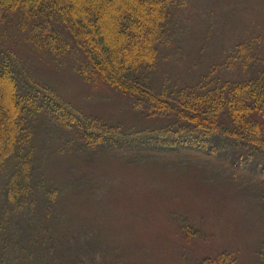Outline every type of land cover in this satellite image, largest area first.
<instances>
[{
	"label": "rangeland",
	"instance_id": "rangeland-1",
	"mask_svg": "<svg viewBox=\"0 0 264 264\" xmlns=\"http://www.w3.org/2000/svg\"><path fill=\"white\" fill-rule=\"evenodd\" d=\"M173 22L149 75L156 90L171 94L170 89L201 82L234 84L264 73V0H186ZM111 30L116 46L122 42L126 48L129 42ZM65 35L63 30L57 38ZM250 41L256 44L249 46ZM45 51L33 46L18 55L31 62L34 79L56 91L70 111L112 129L113 138L134 142L139 132L178 120L168 110L151 117L149 102L140 107L137 97L120 88L85 80L70 50H63L61 62ZM237 54L241 60L255 58V71L252 62L227 69V60ZM37 121L34 157L43 176L34 182L57 191L50 218L59 222L53 229L63 233L73 226L90 243L97 241L104 246L99 261L106 255L115 264H202L228 255L234 264L258 262L264 244V166L223 163L195 151L172 154L168 148L103 152L84 147L71 131L45 118ZM46 200L38 195L40 211Z\"/></svg>",
	"mask_w": 264,
	"mask_h": 264
},
{
	"label": "trees",
	"instance_id": "trees-1",
	"mask_svg": "<svg viewBox=\"0 0 264 264\" xmlns=\"http://www.w3.org/2000/svg\"><path fill=\"white\" fill-rule=\"evenodd\" d=\"M185 2L0 0V264H115L106 255L99 261L104 246L90 243L73 226L63 233L53 229L59 222L50 218L57 191L34 182L43 176L38 174L33 145L40 118L71 131L84 147L103 152L159 153L168 148L172 154L195 151L221 158L223 163L264 166V73L234 84L219 79L193 88L170 89L171 94L156 90L150 81L168 40V28L174 26L176 11ZM111 26L129 42L126 48L122 42L116 46ZM63 30L66 35L57 38ZM33 46L61 58L60 62L63 50H70L75 70L85 80L120 88L137 97L140 107L149 102L151 117L168 110L178 120L166 128L135 133L134 142L122 135L113 138L109 135L112 129L101 127L97 120L80 119L56 91L34 79L33 65L23 58ZM242 59L237 54L225 66L243 64L247 68L255 61L250 55ZM41 193L47 200L40 211ZM77 228L81 230L78 224ZM258 259L256 264H264V244ZM202 264L234 262L227 255Z\"/></svg>",
	"mask_w": 264,
	"mask_h": 264
}]
</instances>
